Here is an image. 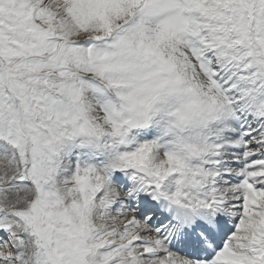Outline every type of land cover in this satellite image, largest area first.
<instances>
[{
  "label": "snow or ice",
  "instance_id": "1",
  "mask_svg": "<svg viewBox=\"0 0 264 264\" xmlns=\"http://www.w3.org/2000/svg\"><path fill=\"white\" fill-rule=\"evenodd\" d=\"M0 264H264V0H0Z\"/></svg>",
  "mask_w": 264,
  "mask_h": 264
}]
</instances>
